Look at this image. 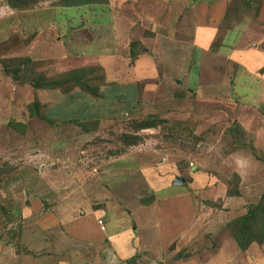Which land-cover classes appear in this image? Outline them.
<instances>
[{
  "label": "rangeland",
  "instance_id": "rangeland-1",
  "mask_svg": "<svg viewBox=\"0 0 264 264\" xmlns=\"http://www.w3.org/2000/svg\"><path fill=\"white\" fill-rule=\"evenodd\" d=\"M216 6L212 50L193 49ZM251 45L264 52V0H0V256L76 252L68 225L102 212L130 214L151 245L128 264H211L227 238L232 262L264 260V211L250 214L263 208L264 68L238 76L230 58ZM194 185L197 234L160 250L166 187ZM231 226L260 235L243 248Z\"/></svg>",
  "mask_w": 264,
  "mask_h": 264
},
{
  "label": "crops",
  "instance_id": "crops-1",
  "mask_svg": "<svg viewBox=\"0 0 264 264\" xmlns=\"http://www.w3.org/2000/svg\"><path fill=\"white\" fill-rule=\"evenodd\" d=\"M216 4H220V2H216L214 5ZM218 9L219 7L216 6L215 12L212 10V14L209 15V18L206 20L207 23L195 24L193 27L191 38V46L193 49L200 51L212 50V44L216 38L217 32V25L214 19L219 15ZM241 40L239 41L241 42ZM244 41L246 40L244 39ZM164 46L165 45L162 44L157 49L147 47L144 48V50H164ZM231 57H233L235 63L239 65L238 76L239 74L241 76L246 73L248 74V71L256 72L257 70H262L264 68V52L261 51L257 45H251L249 48L245 47L244 50H237L232 56H230V58ZM262 77H264V74ZM241 85L244 86V83ZM172 188L173 186L169 188L166 187L167 195L163 200L164 204L161 207V212H158V218L155 225L158 227L157 230L161 237L162 247L158 246L160 250L166 249L171 242L183 240L187 236L186 244L190 243L191 239L193 240L194 234H197L195 228L197 227L198 222L196 221L197 219H201V217L197 215L198 212L194 211L192 204L194 193L198 190L200 191V189L197 188L196 185L187 190H185V187V189L179 187L175 188L176 190H170ZM179 197L185 204L186 208H178L175 206L174 202H172V205L175 206L176 209L170 211L168 204ZM165 205H168L166 206V209H164ZM101 213L102 212H92L88 215H84L81 220L74 222V224L68 225L66 233H68L69 239L66 240V245L73 246L74 249L77 250L76 252H65L64 256L57 257V255H55L57 253L56 247L53 243L49 242L45 243L43 247L44 250L48 248V251L46 250L48 252L47 255L36 258L29 257L30 259L23 260L18 254L12 255L9 249L5 250L4 248V250H2L3 255L0 256V264H128L126 261L131 257L139 253H144V250L151 248V245L146 242L145 244L143 243V245L138 244V239H144L142 232L138 234V239L132 237V234H134L137 229L136 227H133L134 222L130 220L132 219L130 218V214L115 213L112 214V217L108 218L106 222L103 221L101 223L98 221L100 220L99 216ZM171 218L175 222L174 225L170 224ZM98 222L100 224H98ZM218 224L223 225L221 218ZM227 239L224 242L221 240L220 243H217L218 245L214 251L215 254H212L210 263L247 264V259L242 257L239 260L233 259L232 262L229 250H232L233 257L235 258V253L233 251L235 249V244L232 240L228 241ZM183 247H185L184 244ZM1 248L3 247L0 246V249ZM210 250H212V248ZM207 251L208 249L205 250V252ZM205 252L201 254H204ZM98 253H100V255ZM163 255L164 254H161V256ZM198 260L207 261L205 259L189 256L187 259L181 258L176 264H199ZM262 261L264 262V260H260L258 264L262 263ZM129 263L137 264L131 261Z\"/></svg>",
  "mask_w": 264,
  "mask_h": 264
},
{
  "label": "trees",
  "instance_id": "trees-1",
  "mask_svg": "<svg viewBox=\"0 0 264 264\" xmlns=\"http://www.w3.org/2000/svg\"><path fill=\"white\" fill-rule=\"evenodd\" d=\"M8 1H9V5H11L12 7L18 8V6H19V0L17 2H14L13 0H8ZM14 3H18V4H14ZM262 202H263L262 203L263 204V208H261L262 206H253L251 208L253 211L250 210L251 211L250 214H253L255 212H258V213L262 214L263 212H261V210L263 209V211H264V195L262 197ZM259 228L260 227L257 225L256 229H259ZM231 233H232L235 241L238 243V245L240 247H243V248H245L247 246V243H243L244 242V238L249 240V237L250 238H253L255 235H258V236L260 235L257 232H254V233H251V234H248L247 233L248 235L245 236L242 233H246V232H244L242 230H241V232H239L236 227H232V226H231ZM263 238H264V236H262V238L258 237L257 241L260 242V240H262ZM251 240H254V239H251ZM251 240H249V241H251Z\"/></svg>",
  "mask_w": 264,
  "mask_h": 264
},
{
  "label": "water",
  "instance_id": "water-1",
  "mask_svg": "<svg viewBox=\"0 0 264 264\" xmlns=\"http://www.w3.org/2000/svg\"><path fill=\"white\" fill-rule=\"evenodd\" d=\"M183 182V180H176L175 184H181Z\"/></svg>",
  "mask_w": 264,
  "mask_h": 264
}]
</instances>
